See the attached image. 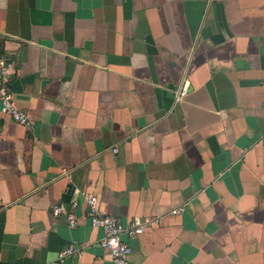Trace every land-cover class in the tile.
<instances>
[{
    "label": "crops",
    "instance_id": "0c3cea01",
    "mask_svg": "<svg viewBox=\"0 0 264 264\" xmlns=\"http://www.w3.org/2000/svg\"><path fill=\"white\" fill-rule=\"evenodd\" d=\"M2 58L0 264H114L75 189L128 264H264V0H0Z\"/></svg>",
    "mask_w": 264,
    "mask_h": 264
},
{
    "label": "built area",
    "instance_id": "2783aa9c",
    "mask_svg": "<svg viewBox=\"0 0 264 264\" xmlns=\"http://www.w3.org/2000/svg\"><path fill=\"white\" fill-rule=\"evenodd\" d=\"M10 72L11 65L7 62L6 58H2L0 60L1 113L9 117L16 124L31 128L33 125L31 118L20 109L11 89L9 82ZM187 93L188 89L184 88L181 92V96H185ZM1 137L2 132L0 130V138ZM74 193L76 196L80 195L85 200L88 206V217L92 227L103 231L104 236L100 241L101 247L110 253L114 264H128L130 256L132 255V247L123 239V236L127 234L131 238L140 237L147 229L148 223L133 220L129 225L125 226L118 217L102 214L100 212L97 196L79 189H75ZM78 208L79 202L76 199L72 201L70 209H67L64 204H58L52 208V216L58 218L65 215L69 227L75 229L78 225L75 211ZM183 211L184 208H177L172 211V214L179 215ZM79 254L80 252L71 245L59 252L58 259L60 262H64L66 258Z\"/></svg>",
    "mask_w": 264,
    "mask_h": 264
}]
</instances>
